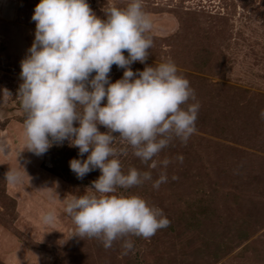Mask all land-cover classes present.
I'll use <instances>...</instances> for the list:
<instances>
[{"label":"rangeland","instance_id":"1","mask_svg":"<svg viewBox=\"0 0 264 264\" xmlns=\"http://www.w3.org/2000/svg\"><path fill=\"white\" fill-rule=\"evenodd\" d=\"M39 2L0 0V264H264V0H143L153 46L131 69L170 59L194 90L188 103L200 108L187 143L174 139L154 158L170 159L167 168L143 164L119 137L112 145L125 173L136 168L153 177L115 195H137L170 221L148 239L126 238L134 245L127 254L123 240L105 249L97 238L74 235L64 211L65 198L91 193L101 175L96 169L78 179L70 169L89 153L80 156L68 140L40 156L26 149L17 96ZM87 2L104 19L110 4L124 8L129 0ZM123 72L113 65L110 82ZM9 169L22 173L21 183L6 181ZM162 171L168 180L155 189ZM48 211L52 224L42 220Z\"/></svg>","mask_w":264,"mask_h":264},{"label":"clouds","instance_id":"2","mask_svg":"<svg viewBox=\"0 0 264 264\" xmlns=\"http://www.w3.org/2000/svg\"><path fill=\"white\" fill-rule=\"evenodd\" d=\"M104 14V19L98 17L87 0H40L32 16L35 39L21 62L23 83L17 97L28 151L40 156L53 143L68 140L80 156L89 153L86 159L70 161L78 179L96 169L101 172L91 193L64 199L74 235L97 238L105 249L123 240L127 254L134 245L126 238L148 239L170 221L137 195H115L118 188L129 189L153 177L136 168L125 173L112 145L119 137L143 164L167 168L170 159L154 158L174 139L187 143L196 131L200 105L188 103L196 100L194 90L170 59L143 71L131 69L134 62H146L153 46V24L143 0H129L124 8L110 4ZM113 65L124 69L114 83L109 79ZM98 125L107 131L101 132ZM5 150L0 146V152ZM121 151L126 154V149ZM177 159L183 162L182 156ZM5 179L17 184L23 175L9 169ZM167 180L162 171L152 186L159 189ZM55 219L52 211L42 216L45 224Z\"/></svg>","mask_w":264,"mask_h":264}]
</instances>
